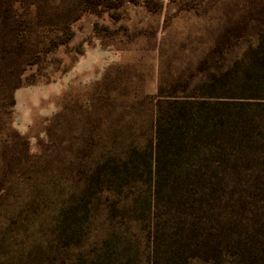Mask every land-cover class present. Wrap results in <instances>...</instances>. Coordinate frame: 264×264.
Wrapping results in <instances>:
<instances>
[{"label":"rangeland","instance_id":"rangeland-1","mask_svg":"<svg viewBox=\"0 0 264 264\" xmlns=\"http://www.w3.org/2000/svg\"><path fill=\"white\" fill-rule=\"evenodd\" d=\"M87 1L13 0L28 43L0 55V264H151V186L131 168L150 154V98L264 15V0Z\"/></svg>","mask_w":264,"mask_h":264},{"label":"trees","instance_id":"trees-1","mask_svg":"<svg viewBox=\"0 0 264 264\" xmlns=\"http://www.w3.org/2000/svg\"><path fill=\"white\" fill-rule=\"evenodd\" d=\"M13 3L0 0L2 27L14 35L0 55H21L28 43ZM255 23L256 39L225 66ZM208 55L150 98V154L131 167L151 186V264H264V15L229 25Z\"/></svg>","mask_w":264,"mask_h":264},{"label":"crops","instance_id":"crops-1","mask_svg":"<svg viewBox=\"0 0 264 264\" xmlns=\"http://www.w3.org/2000/svg\"><path fill=\"white\" fill-rule=\"evenodd\" d=\"M17 99H18V95H17ZM27 103H28L27 105H28L29 107L33 106V104H34V102H32V101H29V102H27Z\"/></svg>","mask_w":264,"mask_h":264}]
</instances>
